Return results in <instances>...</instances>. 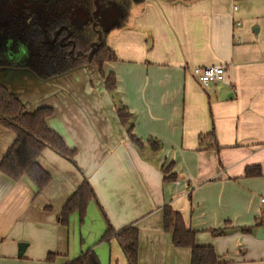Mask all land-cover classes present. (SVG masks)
<instances>
[{"label":"crops","instance_id":"crops-1","mask_svg":"<svg viewBox=\"0 0 264 264\" xmlns=\"http://www.w3.org/2000/svg\"><path fill=\"white\" fill-rule=\"evenodd\" d=\"M108 45L117 57L103 64L116 79L112 93L95 65L46 81L0 69V83L27 111L52 108L46 125L75 151L72 159L41 151L37 163L50 179L38 192L27 176L0 172V264H65L88 250L99 264H130L115 237L100 240L108 225L137 229L135 264H189L190 250L163 228L164 205L220 264H264V0H144ZM217 64L220 82L203 86L192 75ZM117 104L131 114L140 148ZM211 131L214 139L204 136ZM199 135L218 147L203 149ZM14 136L0 125V159ZM169 163L175 179L163 181ZM84 178L95 198L63 225L59 212ZM218 229L225 232H211Z\"/></svg>","mask_w":264,"mask_h":264},{"label":"trees","instance_id":"trees-1","mask_svg":"<svg viewBox=\"0 0 264 264\" xmlns=\"http://www.w3.org/2000/svg\"><path fill=\"white\" fill-rule=\"evenodd\" d=\"M144 0H0V68L26 69L40 80H50L78 68L95 65L103 78L104 87L113 92L116 88L114 74H105L103 64L116 61L108 45L109 33L126 26L131 6ZM178 1V0H169ZM189 1V0H183ZM52 108L39 107L31 112L22 101L0 83V125L14 133V140L0 159V172L12 179L27 176L37 186V192L49 182L50 176L37 163L41 151L48 147L63 157L72 159L75 151L69 149L62 138L46 125ZM121 125L126 127L129 140L137 147L142 141L132 133L131 114L124 105H116ZM212 139L213 132L204 135ZM199 135V145L203 146ZM214 141V140H213ZM147 142L152 149L159 144L154 139ZM217 148L207 143L203 149ZM172 163L162 167L163 181L174 180ZM245 174H259L246 168ZM95 194L84 178L59 212L58 220L66 225L69 215L85 211ZM162 225L171 233L172 244L190 250L189 264H220L219 257L209 245L195 243V231L186 226L180 212L169 205L162 208ZM249 231L250 228H242ZM220 235L225 229L212 230ZM137 229L128 225L117 231L107 226L100 240L115 237L130 264L136 263ZM49 254L47 258H52ZM65 264H99L91 250L82 252Z\"/></svg>","mask_w":264,"mask_h":264},{"label":"built area","instance_id":"built-area-1","mask_svg":"<svg viewBox=\"0 0 264 264\" xmlns=\"http://www.w3.org/2000/svg\"><path fill=\"white\" fill-rule=\"evenodd\" d=\"M238 25V22L236 23ZM224 67L217 65H200L192 68L193 77L203 86L220 82L223 79ZM262 210L264 212V197L260 198Z\"/></svg>","mask_w":264,"mask_h":264},{"label":"water","instance_id":"water-1","mask_svg":"<svg viewBox=\"0 0 264 264\" xmlns=\"http://www.w3.org/2000/svg\"><path fill=\"white\" fill-rule=\"evenodd\" d=\"M0 69H14V68H0ZM15 70H25L29 73H31L30 71L26 70V69H15ZM33 76H35L33 73H31ZM36 77V76H35ZM37 78V77H36ZM257 237L258 238H264V231L262 228H259L257 230ZM26 243L20 242L18 243L17 247H18V252H17V256H20L21 253L23 252V249L25 248Z\"/></svg>","mask_w":264,"mask_h":264},{"label":"rangeland","instance_id":"rangeland-1","mask_svg":"<svg viewBox=\"0 0 264 264\" xmlns=\"http://www.w3.org/2000/svg\"><path fill=\"white\" fill-rule=\"evenodd\" d=\"M3 49V46L0 44V50Z\"/></svg>","mask_w":264,"mask_h":264}]
</instances>
